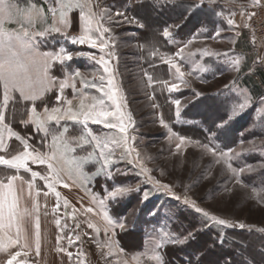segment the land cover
Masks as SVG:
<instances>
[{
	"label": "rangeland",
	"instance_id": "obj_1",
	"mask_svg": "<svg viewBox=\"0 0 264 264\" xmlns=\"http://www.w3.org/2000/svg\"><path fill=\"white\" fill-rule=\"evenodd\" d=\"M9 2L15 6L14 11L19 10L21 14L33 5L48 14L47 23L37 20L31 30H43L52 24L48 8L56 6L55 0ZM90 7L94 13H103L98 18L110 30L104 33L109 46L103 53L87 44H72L60 33L36 39L41 52H58L63 47L73 54L72 60L64 65L56 63L52 68L51 74L58 81L79 71L89 83L94 80L99 83L102 67L87 56L77 54L105 55L106 59L109 52L113 54L110 65L123 97V111L130 114L132 121L128 124L127 146L111 143L110 137L121 135L116 130L92 123L88 125L92 134L108 143L103 156L101 148L82 125L71 121L51 122L50 134L46 135L34 124L22 122L28 120L32 105L19 100V93H14L15 100L9 102L5 122L41 153H51V133L59 135L67 126L69 131L64 133V139L74 150L66 156L74 163L66 166L70 174L61 172L54 191L39 176L30 189L27 183L32 181L30 172L21 169L17 173L0 166V178L23 177L15 182V188L21 213L19 226L29 244L28 248L17 245L0 251V264H7L17 251L28 253L26 257H17V261H26V264H155L148 259L154 249L160 253L164 264H171L172 254L186 263L194 257L201 261L199 264H216L218 249L210 247L204 257L199 254L206 247L195 243V234L199 231L214 230L220 243L230 241V231H254L264 237L261 231L264 229V35L257 41L251 40L258 22L264 19V0L259 4H254L253 0H214L213 3L208 0L203 3L201 0H90ZM79 12L76 8L68 13V37L80 34ZM196 13L200 17L198 22L189 19ZM125 17L132 22H126ZM229 19L234 21L232 25ZM19 27L17 23H5L9 30ZM165 27L172 32L171 39L161 35ZM93 35L99 37V33ZM186 44V59L177 58V62L182 71L191 75H186V85L181 84L178 91L169 93L160 82L178 81L174 69L159 56L174 55ZM153 52L157 55H151ZM236 59L240 60L239 70L233 64ZM148 75L153 77V82L148 81ZM75 84V90L68 87L63 93L65 99L73 100L74 107H78L81 93L103 98L96 88L82 84L80 77H76ZM58 95V88L46 93L43 101L36 102L38 112H43L45 106L64 107L57 100ZM245 96L249 102L240 109L238 105L244 103ZM2 97L0 85V100ZM174 99L181 101L179 118L171 103ZM105 103L110 104L106 98ZM162 118L168 128L161 126ZM5 137L8 150L0 151V155L10 158L24 150L15 137L7 139V134ZM181 137L185 142L178 150L176 145ZM205 146L214 148L216 155ZM126 147L135 151L129 155ZM221 152L229 153L231 169L223 161L216 162ZM105 157L110 161L107 166ZM136 160L150 172H142L138 164L132 162ZM51 163L58 166L56 161ZM29 167L41 175H49L52 180L47 162L41 165L29 161ZM107 173H111L110 178ZM237 177L240 184L236 183ZM154 181H159V185ZM116 186L130 191L115 200L105 199ZM56 192L60 193L59 198ZM145 193H148L147 199L143 198ZM186 197L189 203H185ZM101 199H105L111 219L125 224L123 230L113 227L105 234L106 221L98 203ZM192 201L210 215L234 226L220 225L206 218L195 210ZM88 208L93 211L88 212ZM37 221L39 254L35 245ZM89 223L95 228H90ZM240 223L244 224L243 228L238 226ZM96 228L100 229L99 233ZM10 234L14 236L15 229ZM161 240L163 247L156 248ZM248 240L250 247L258 242L257 237L248 236ZM261 245L264 246V242ZM251 255L259 261L264 259L255 251Z\"/></svg>",
	"mask_w": 264,
	"mask_h": 264
},
{
	"label": "snow or ice",
	"instance_id": "obj_2",
	"mask_svg": "<svg viewBox=\"0 0 264 264\" xmlns=\"http://www.w3.org/2000/svg\"><path fill=\"white\" fill-rule=\"evenodd\" d=\"M203 3V0H201ZM209 3H213L214 0H208ZM260 0H253L254 4H259ZM56 6H49L48 13L51 14L52 24L44 28L43 30L33 31L31 30L36 24L37 20L42 23H47L48 14L44 12L42 8H38L33 5L26 13L21 14L19 10L14 11L15 6L9 2V0H0V85L3 87V97L0 100V151L7 152L8 144L6 143L5 134H7V139L15 137L16 140L20 141L23 145V151L12 155L10 158L0 155V166H5L8 169H14L18 173L19 170L23 169L25 172H30L32 181H28V186L31 189L33 187V182L36 177L46 182V186L55 190V182L60 179L61 172L68 171L70 174V169L67 165H72L74 161L68 159L66 153L73 151L68 142L64 139V133H67L69 129L67 126L63 128V133L57 135L52 134V144L51 153H41L37 149L33 148L25 138L21 137L19 133L13 131L11 126L6 123L5 112L9 107V102L14 101V93H19V100L31 102V108L28 110V120L22 121L25 124L32 123L38 130L43 131L46 135L50 134L49 124L55 122L59 124L61 121H71L74 124L82 125L87 131V135L91 136L92 141L96 143V146L101 148V156L104 155L103 149L108 147L107 141L103 140L101 137L93 135L91 130L88 128L89 123L103 125L107 129H114L121 135L119 137L112 136L109 139L111 143L116 146H127L129 137L127 136L128 124H130L131 116L123 111L124 103L123 97L120 94V90L116 85L114 78V71L110 65V58L112 53L109 52L107 55L109 59L105 58V55H100L97 57L91 53H78L80 56H87L89 59L94 60L97 64L102 67L103 75L99 77V83L95 80L89 83L86 78L81 76L79 71L74 74H69L64 80H57L55 76L51 74V70L56 63L64 65L66 61L73 59V54L61 47L58 52H41L39 50V41L37 37H45L51 33H60L61 35L69 38L72 44L89 45L91 48H99L100 52L103 53L105 48L108 47V41L104 39V33L109 32V28L104 27L100 22L99 16L103 13L97 14L91 11L90 0H55ZM78 8L79 18L81 21V30L78 36L68 37L67 29L70 27V21L68 18V13ZM87 9V11H85ZM118 16H123V13H117ZM254 15V13L252 14ZM110 18V17H109ZM251 19V16H249ZM126 22L128 21L125 17ZM5 23H17L20 25L18 29L9 30L5 28ZM228 23L232 25L234 21L232 19L228 20ZM143 26V25H141ZM247 26V25H245ZM93 33H99V37L93 35ZM161 35L166 39L172 38V32L169 27H165ZM218 35V33H217ZM192 41H188L191 44ZM187 44L181 47L174 55H160L159 59L171 69H174L175 79L177 82H172L169 84L167 81H161L169 93L178 91L180 85L187 84L185 79L186 75H191V73H185L182 71L181 64L177 62V58L183 60L186 59L184 52ZM151 55L156 56L157 53L153 52ZM189 56L192 53L188 54ZM236 69L239 70L240 60L236 59L233 61ZM76 77L81 78V83L86 87H94L98 92L102 94L103 98L89 97L83 93L80 94V102L78 107L73 106L72 99H65L63 96L64 90L68 87L76 89L75 79ZM148 81L153 82V77L148 75ZM53 88H58L60 95L57 96V100L64 104V107H51L45 106L43 112H38L37 101H43L46 93L51 91ZM105 98L110 104L105 103ZM90 100L91 103L86 104L85 101ZM248 98L245 96L244 103L238 105L240 109H243L247 103ZM175 105L176 117L179 118L181 113V101L179 99H174L171 101ZM161 126L168 128V124L162 118L160 120ZM134 139V138H133ZM185 142V138H180V143L176 145L179 150L181 145ZM207 148V151L216 155L214 148ZM31 148V150H29ZM135 149L131 147H126V152L130 155ZM139 154L137 153V157ZM229 153L221 152L217 163L221 161L231 169V165L228 164ZM29 161L33 164L39 163L41 165L47 162L48 170L52 176V180H49V175H41L39 172L32 171L29 167ZM51 161H56L58 166H54ZM136 162L144 173H149L148 169L142 162L138 160L132 161ZM105 166H107L110 161L107 157L104 160ZM234 173L236 170H232ZM244 171L243 169L240 170ZM109 178L111 173H107ZM151 178V177H150ZM23 177L18 175H11L0 178V251H5L8 248L16 247L19 245L21 248H28V238L21 234V229L19 226V220L21 213L18 211V197L16 195L15 182ZM5 180L7 182H5ZM159 185V181H154ZM236 183L240 184L241 181L237 177ZM67 186V185H65ZM167 188V185H163ZM130 189L127 187L116 186L112 191L107 193L105 199L115 200L119 196L125 195ZM57 198H59L60 193L56 192ZM144 199L148 198V193L144 194ZM105 199L99 200V207L102 210V215L106 221L105 234L107 235L109 229L113 227H119L121 230L125 228V224L122 222H114L109 216ZM179 199V197H177ZM190 201L185 198V203ZM195 210L202 213L208 219L216 221L220 225L234 226L229 221L225 219H219L215 215H210L208 212L204 211L200 207L195 205V202H191ZM68 201H64V207L67 208ZM88 212H92V208L87 209ZM59 224V221H57ZM240 228L244 227V224L240 223L238 225ZM90 228H95V225L89 223ZM15 229V235L10 233ZM99 233L100 229H95ZM264 231V229H261ZM23 238L24 243L21 244V239ZM76 239L79 240L80 236L77 235ZM169 242H175L170 240ZM69 243L72 240L69 239ZM164 241L161 240L157 243L156 248L163 247ZM35 245L37 254H39L40 240H39V222L36 224V238ZM114 242L109 244L110 254L113 248ZM99 247V245H98ZM27 256L26 251H17L15 254L11 255L7 264H26V261H17V257ZM69 255H71L69 253ZM149 260L155 261V264H164L163 258L158 251L153 250L152 254L148 256Z\"/></svg>",
	"mask_w": 264,
	"mask_h": 264
},
{
	"label": "trees",
	"instance_id": "obj_3",
	"mask_svg": "<svg viewBox=\"0 0 264 264\" xmlns=\"http://www.w3.org/2000/svg\"><path fill=\"white\" fill-rule=\"evenodd\" d=\"M183 12L184 11L180 12L181 16ZM198 14L196 13V15H193V17L191 16L189 19H194L195 21L198 22L200 20V17H198L199 16ZM193 220H192V223L194 222ZM195 224L197 225V227H199V223L197 224L196 222ZM230 236L232 237L228 239L230 240L229 242L225 240L223 243H220L217 237V233L214 230L209 229V230L199 231L198 233L195 234V238H196L195 243L196 244L202 243L204 246H206L204 251L203 252L201 251L202 253H199V254H202V256L204 257L209 252V250L213 248V249H218L220 252L219 255L216 256V260H217L216 264H219L221 260H222L221 262L222 264H230V263L231 264H264L263 258L262 260L260 259L259 261V259L257 258L254 259V257L251 255L252 251H255V253L257 252V254L264 257V250H263L264 246L261 245V242H264L263 236H261L260 234L254 231L251 233H247L243 231L241 232L230 231ZM242 236L243 237L245 236V237L243 238ZM248 236L257 237L258 242H253V244L250 247V244L248 242L250 240H248ZM171 248L172 246L170 247V249ZM178 250H181V249L178 248ZM170 253H171V250L169 251V254ZM187 254H189V252H187ZM191 254L192 253H190L189 255ZM227 259L230 261L228 262ZM176 261L178 262L177 264H199L198 262H201V261L195 260L194 257H191L186 263L184 259H182L178 255L176 256L172 254L171 264H174L173 262H176Z\"/></svg>",
	"mask_w": 264,
	"mask_h": 264
},
{
	"label": "built area",
	"instance_id": "obj_4",
	"mask_svg": "<svg viewBox=\"0 0 264 264\" xmlns=\"http://www.w3.org/2000/svg\"><path fill=\"white\" fill-rule=\"evenodd\" d=\"M264 35V19L258 22L256 30L254 32V37L251 39L253 42L263 37Z\"/></svg>",
	"mask_w": 264,
	"mask_h": 264
}]
</instances>
